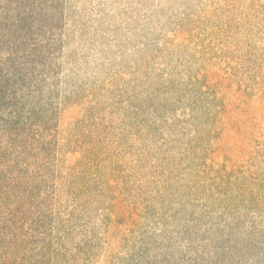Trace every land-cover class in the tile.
I'll use <instances>...</instances> for the list:
<instances>
[{"label": "rangeland", "instance_id": "obj_1", "mask_svg": "<svg viewBox=\"0 0 264 264\" xmlns=\"http://www.w3.org/2000/svg\"><path fill=\"white\" fill-rule=\"evenodd\" d=\"M3 3L0 61L20 69L35 122L103 151L60 235L66 260L264 264V200L217 196L200 173L250 169L264 197V0Z\"/></svg>", "mask_w": 264, "mask_h": 264}, {"label": "trees", "instance_id": "obj_2", "mask_svg": "<svg viewBox=\"0 0 264 264\" xmlns=\"http://www.w3.org/2000/svg\"><path fill=\"white\" fill-rule=\"evenodd\" d=\"M6 2L20 11V0ZM6 54L20 61V51L13 46L6 49ZM5 67L0 61V264H71L60 235L73 221L71 209L81 205L90 192L87 182L89 185L95 180L103 151L98 144L83 141L56 144L49 129L35 122V113L25 102L20 69ZM68 146L80 154L75 162L68 163L65 158ZM200 173L208 176L205 185H211V192L217 196L220 187L229 185L232 191L224 194L235 196L234 201L246 203L254 199L263 203L264 197L255 191L262 183L250 169L244 170L242 178L239 171L225 168L216 171L204 166ZM115 178L113 170L105 177V187L112 192L120 188ZM242 180H250L254 189L242 188ZM114 198L119 203V198ZM65 206L66 212L56 213ZM48 222L56 225L50 240Z\"/></svg>", "mask_w": 264, "mask_h": 264}]
</instances>
